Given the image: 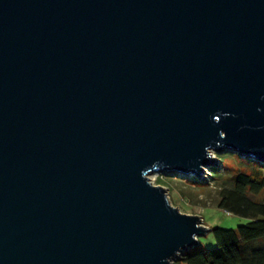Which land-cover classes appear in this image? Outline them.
Masks as SVG:
<instances>
[{
    "label": "water",
    "instance_id": "water-1",
    "mask_svg": "<svg viewBox=\"0 0 264 264\" xmlns=\"http://www.w3.org/2000/svg\"><path fill=\"white\" fill-rule=\"evenodd\" d=\"M212 148L264 160V0H0V264H177Z\"/></svg>",
    "mask_w": 264,
    "mask_h": 264
},
{
    "label": "trees",
    "instance_id": "trees-1",
    "mask_svg": "<svg viewBox=\"0 0 264 264\" xmlns=\"http://www.w3.org/2000/svg\"><path fill=\"white\" fill-rule=\"evenodd\" d=\"M237 168L233 188L221 191L219 205L247 221L236 227L213 226L209 231L215 246L198 243L185 250L177 264H264V161L240 158ZM218 169L211 166L209 177H215Z\"/></svg>",
    "mask_w": 264,
    "mask_h": 264
},
{
    "label": "rangeland",
    "instance_id": "rangeland-1",
    "mask_svg": "<svg viewBox=\"0 0 264 264\" xmlns=\"http://www.w3.org/2000/svg\"><path fill=\"white\" fill-rule=\"evenodd\" d=\"M209 152L215 158V166H219L217 175L213 178L209 177V170L214 164L209 163L202 164V176L194 171L186 174L177 171H156L151 173L149 178L154 184L165 188L168 199L174 206L184 213L199 215L202 223L208 228L213 226L236 227L246 222L247 219L240 215L229 214L220 207L221 191L224 188H233L234 175L238 172L240 158L260 159L245 154L239 157L236 155L239 151L226 148L221 151L212 148ZM199 181L204 183L201 184ZM198 240L199 243L209 247L216 244L212 231L200 235Z\"/></svg>",
    "mask_w": 264,
    "mask_h": 264
}]
</instances>
